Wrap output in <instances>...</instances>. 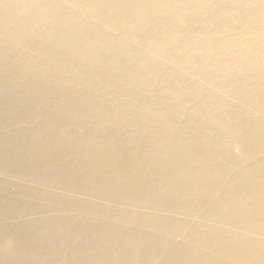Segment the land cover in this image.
<instances>
[{
    "label": "bare ground",
    "instance_id": "6f19581e",
    "mask_svg": "<svg viewBox=\"0 0 264 264\" xmlns=\"http://www.w3.org/2000/svg\"><path fill=\"white\" fill-rule=\"evenodd\" d=\"M0 264H264V0H0Z\"/></svg>",
    "mask_w": 264,
    "mask_h": 264
}]
</instances>
